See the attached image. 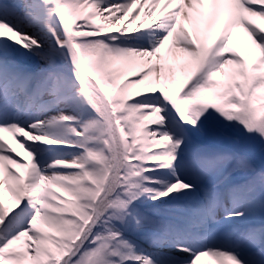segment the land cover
Returning a JSON list of instances; mask_svg holds the SVG:
<instances>
[{"label": "snow or ice", "instance_id": "snow-or-ice-1", "mask_svg": "<svg viewBox=\"0 0 264 264\" xmlns=\"http://www.w3.org/2000/svg\"><path fill=\"white\" fill-rule=\"evenodd\" d=\"M253 18L264 0H0V264H264Z\"/></svg>", "mask_w": 264, "mask_h": 264}, {"label": "bare ground", "instance_id": "bare-ground-1", "mask_svg": "<svg viewBox=\"0 0 264 264\" xmlns=\"http://www.w3.org/2000/svg\"><path fill=\"white\" fill-rule=\"evenodd\" d=\"M145 23L150 24L151 20H145ZM253 23L264 26V21L259 20V18H253ZM137 25H138V21H133V27H136ZM237 31L240 34H244L242 28L238 29ZM3 136L10 144H12V147L16 148L17 151L21 153V155H25L24 150L19 148V146L12 140L11 135L9 133H3ZM25 158H26V156H25ZM12 167L15 168L16 166L13 165Z\"/></svg>", "mask_w": 264, "mask_h": 264}]
</instances>
